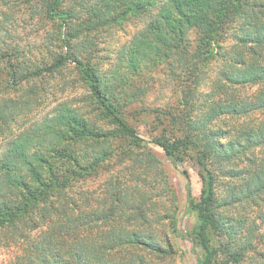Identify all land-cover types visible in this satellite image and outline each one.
Listing matches in <instances>:
<instances>
[{
  "label": "trees",
  "instance_id": "obj_1",
  "mask_svg": "<svg viewBox=\"0 0 264 264\" xmlns=\"http://www.w3.org/2000/svg\"><path fill=\"white\" fill-rule=\"evenodd\" d=\"M61 3L54 0L47 12L65 23L69 13ZM158 3L100 0L98 8L92 7L91 16L99 22L116 19L119 9L123 13L118 16L149 20L145 30L122 47L119 62L108 72L83 56L88 47L84 38L70 45L63 34L61 42L71 49L68 57L25 76L27 80L53 73L72 59L89 93L87 112L113 128L104 132L79 109L62 104L52 117L5 142L0 154V248L11 256L3 264H161L173 256L172 245L154 231L141 204L126 210L114 197L111 206L106 207L105 200L94 206L85 193L69 195L105 159V142L144 143L125 119L126 98L134 96L123 86L125 71L136 72L140 59L151 51L159 59L171 57L195 82L200 68L219 63L211 90L201 100L183 89L179 107L156 111L154 131L160 132L151 140L172 166L190 160L196 168L198 198L192 196L187 172L182 171L185 210L194 222L181 236L190 243L195 264H241L254 247L256 220L264 224V118L252 122L249 116L259 111L264 116V0ZM189 31L197 37L192 51ZM10 67L9 82L16 84L22 71ZM254 87L250 96L240 93ZM0 117L3 123L11 122L5 112L0 111ZM232 120L238 122L231 126ZM243 209H254L256 220L248 224L241 219Z\"/></svg>",
  "mask_w": 264,
  "mask_h": 264
},
{
  "label": "rangeland",
  "instance_id": "obj_2",
  "mask_svg": "<svg viewBox=\"0 0 264 264\" xmlns=\"http://www.w3.org/2000/svg\"><path fill=\"white\" fill-rule=\"evenodd\" d=\"M53 1L0 0V111L11 120L3 123L0 119V154L7 140L52 117L62 104L79 109L92 121L95 120L104 132L113 128L101 116L87 112L89 93L72 59L69 58L53 73L34 79L24 78L32 70L49 66L56 58L68 57L71 49L61 42L63 34L70 45L84 38L88 47L83 56L101 72H108L112 63L119 62L122 47L138 37L149 20L129 14L118 16L123 13L119 9L116 19L99 22L91 16V11L92 7L100 6V0H62L60 8L69 13L65 23H62L47 12ZM160 3L161 0L158 5ZM196 39V34L189 31V51L195 48ZM134 60H137L136 52ZM171 60L176 64L171 57L159 59L151 51L149 57L140 59L136 72L125 71L127 79L123 88L134 97L126 98L124 116L144 143L135 146L123 139L105 142L109 151L105 159L84 183H76L69 195L77 198L81 192L85 193L88 202L94 206L100 200H105L106 207L118 200L126 210L135 208L136 202L141 204L146 218L152 221L154 231L173 247V256L161 264H195L191 245L181 236L194 222L185 210L186 180L182 171L187 172L192 196L198 198L201 184L196 168L190 160L177 167L172 166L151 140L160 132L154 131L158 125L156 111L179 107L183 89L192 90L195 99L201 100L211 90L219 63L210 62L200 68L197 71L199 81L195 82L193 76L185 74L178 64L174 67L168 65ZM10 64L13 69L22 71L15 79L16 84L9 82ZM120 72L123 73L122 70ZM256 89L241 90L240 93L250 96ZM144 110L147 113H142ZM262 118L263 111L249 116L252 122H259ZM236 122L232 120L228 124L233 126ZM252 210H241L239 217L249 224L256 220ZM248 213L251 220L246 217ZM256 224V243L241 264H264V224L258 220ZM10 256L8 251L0 248V264L8 262Z\"/></svg>",
  "mask_w": 264,
  "mask_h": 264
}]
</instances>
